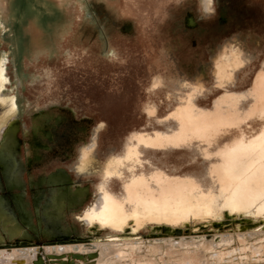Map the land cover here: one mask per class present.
Masks as SVG:
<instances>
[{"label": "rangeland", "instance_id": "1", "mask_svg": "<svg viewBox=\"0 0 264 264\" xmlns=\"http://www.w3.org/2000/svg\"><path fill=\"white\" fill-rule=\"evenodd\" d=\"M261 110L264 0H0V264H264Z\"/></svg>", "mask_w": 264, "mask_h": 264}, {"label": "snow or ice", "instance_id": "2", "mask_svg": "<svg viewBox=\"0 0 264 264\" xmlns=\"http://www.w3.org/2000/svg\"><path fill=\"white\" fill-rule=\"evenodd\" d=\"M255 139L256 138H253V141ZM253 141H249L248 144L250 146L253 145ZM175 147H180V145L177 144ZM261 152L264 153V145L261 146ZM239 160L240 164L233 168L232 174L244 184L248 191H255L258 187L261 191H264V171H252V164L249 163L255 161L254 150L242 152ZM221 192H223V189H221ZM219 207H227L231 211L237 210L236 205L230 202L227 198H224L223 204L219 205Z\"/></svg>", "mask_w": 264, "mask_h": 264}, {"label": "bare ground", "instance_id": "3", "mask_svg": "<svg viewBox=\"0 0 264 264\" xmlns=\"http://www.w3.org/2000/svg\"><path fill=\"white\" fill-rule=\"evenodd\" d=\"M205 1V0H204ZM13 111V110H12ZM263 110H261V111H259V114L260 115H263L264 114V112H262ZM255 112V111H254ZM188 116V118H186ZM194 115H191V114H189V113H186V114H183L182 115V119H184V120H186V121H189L190 119H192V117H193ZM222 126H224V123H223V121H218L217 123H212V124H205V125H203V126H201V131H199V132H196L195 133V135H197V134H200V133H203V132H206L207 130H214L215 131V133H218V132H220L222 129H224ZM228 126H232V125H228ZM214 133V134H215ZM207 134H212V133H207ZM150 141H153V140H141L140 142H142L141 144H143V143H145V142H150ZM244 149H246V147L244 148ZM258 150H260V149H258ZM243 151V150H242ZM246 151V150H245ZM244 151V152H245ZM249 151V150H248ZM237 152V151H236ZM241 152V151H240ZM254 152H256L255 150H254ZM236 154V153H235ZM258 154H259V152H258ZM233 155H234V153H233ZM236 155H238V154H236ZM239 156V155H238ZM234 160H236V159H234ZM240 162V161H239ZM233 164V163H232ZM0 165H2V164H0ZM235 165V164H234ZM233 165V166H234ZM234 168V167H233ZM3 169V168H2ZM2 171V170H1ZM3 181H4V183H5V179H4V176H3ZM6 184V183H5ZM0 185H1V182H0ZM8 188V187H7ZM50 190H52V192L54 193V194H57V193H60V192H64V191H66V190H64V191H56L55 189H50ZM47 196L44 198V195H43V193L42 194H40V193H36L35 195H34V198H36L35 199V204H36V206H37V210H38V215H39V218H38V221H40L41 222V227H42V234L43 235H45L46 236V238L48 239V241L49 242H58V241H62V238H60V237H58V235H59V233H61L62 232V228L60 227V232L59 233H57V234H54L53 236H51V235H49L48 234V232L44 229V226H43V222H42V217H41V204H43L44 203V200H46L47 198H49V197H51L52 196V194H50L49 193V191H47ZM46 195V194H45ZM10 198V197H9ZM102 199H104V197H101ZM12 201H13V197H12ZM42 201V202H41ZM13 203H14V201H13ZM15 205V204H14ZM9 207H10V205H9ZM16 207V206H15ZM11 209V208H10ZM14 209V208H13ZM16 209V208H15ZM17 210V209H16ZM12 212V211H11ZM239 217H243V216H239ZM59 226H60V223H59ZM13 240V239H12ZM25 241H27V242H24V243H21V244H19V243H15V245H16V247H19V246H28L29 245V242H30V240H25ZM1 246V245H0ZM56 246V245H55ZM54 246V247H55ZM48 247V246H47ZM46 247V251H48V252H50V253H55V249H53V247H49L50 249L48 250V248ZM74 249H76L77 247L76 246H72ZM7 249L9 248V247H6ZM16 249V248H15ZM20 250V249H19ZM22 250V249H21ZM59 250H60V248H59ZM90 254V253H89ZM73 255V254H72ZM54 256V255H53ZM53 256H51V257H53ZM70 256V255H69ZM88 256V255H87ZM92 256V255H91ZM54 257H56V256H54ZM81 258V257H80ZM92 258V257H91ZM95 258V257H94ZM53 260H55V264H61L60 262H58V258H52ZM90 259V258H89ZM69 260V259H68ZM92 260H95V259H92ZM67 261V260H66ZM62 262V261H61ZM90 262V261H89Z\"/></svg>", "mask_w": 264, "mask_h": 264}]
</instances>
